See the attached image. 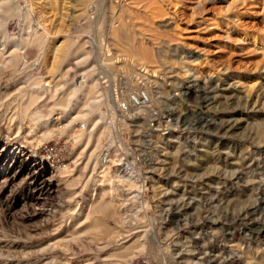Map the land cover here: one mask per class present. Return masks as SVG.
<instances>
[{"label":"rangeland","instance_id":"obj_1","mask_svg":"<svg viewBox=\"0 0 264 264\" xmlns=\"http://www.w3.org/2000/svg\"><path fill=\"white\" fill-rule=\"evenodd\" d=\"M19 2L0 28L21 58L0 67V264H264V0ZM120 73L123 96L150 93L126 116ZM94 86L103 119L75 121L79 141L61 130L79 108L54 103Z\"/></svg>","mask_w":264,"mask_h":264},{"label":"bare ground","instance_id":"obj_2","mask_svg":"<svg viewBox=\"0 0 264 264\" xmlns=\"http://www.w3.org/2000/svg\"><path fill=\"white\" fill-rule=\"evenodd\" d=\"M24 4H26V3H24ZM28 8H29L28 7V3L25 6L24 5L21 6L19 0H0V18H1V20H0V28L1 29H5L6 18H8V17H10V16H12L14 14H25L26 17H28ZM32 36H33V34H32ZM2 55L3 54H1V52H0V67H2V68L15 67L16 65H19L21 63V58L16 56V55L11 56L10 58H4V56H2ZM36 91H38V90H33L32 91V94L30 95L29 99L25 102L26 105L23 106L20 109V112H21L22 115H25V112H26L28 106L31 105L36 100V96H35ZM97 92H98V89H97L96 86H94L93 89L90 90V91H88L87 88L86 89L84 88V89H81V90L74 89V90H72L70 92L65 93L64 97H62L59 101L58 100L55 101L54 105H58V106L62 107L65 112L67 110H70L72 108V106L74 105V103L76 104L77 110L79 108L77 117H75V118H73V117L71 118L70 117L71 121H68L66 124L61 126V130L63 132H66V133H69V134H73V136H75L76 138H79L78 140L81 141L82 137H80L78 135H75L76 132L74 133V126H75L74 122L75 121H85L87 118H89V117L91 118V116H93V115H97L101 119H103V115L99 111L98 101H90V97H89L90 94L94 95ZM74 107H75V105H74ZM37 113L35 114L36 116H37ZM28 114H29V111H28ZM90 120L91 119H89V121ZM3 156H4V154L0 152V157H3ZM35 170H37V168H31L30 169V171L36 173ZM51 175H52V173L50 174V176ZM238 176L239 175H237L236 177H238ZM13 177H15V175ZM51 178H52V176H51ZM48 185H49V183H48ZM261 194H262V192H261ZM255 203H256L255 206H260V205L264 204V197L263 198L262 197L259 198V200L257 202H255ZM98 206H102V204L98 205ZM174 210H176V209H174ZM94 211H96V210H94ZM95 225L97 226V224H95ZM96 226H94V227H96ZM210 247L215 249V247L213 245H210Z\"/></svg>","mask_w":264,"mask_h":264},{"label":"built area","instance_id":"obj_3","mask_svg":"<svg viewBox=\"0 0 264 264\" xmlns=\"http://www.w3.org/2000/svg\"><path fill=\"white\" fill-rule=\"evenodd\" d=\"M126 75L120 73L115 80L114 100L117 112L126 116L133 109L146 107L150 102V93L147 89H137L127 92L123 96L122 83H124ZM48 148V146H46Z\"/></svg>","mask_w":264,"mask_h":264}]
</instances>
